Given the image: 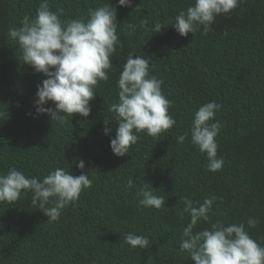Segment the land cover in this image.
I'll use <instances>...</instances> for the list:
<instances>
[{"label": "trees", "instance_id": "16d2710c", "mask_svg": "<svg viewBox=\"0 0 264 264\" xmlns=\"http://www.w3.org/2000/svg\"><path fill=\"white\" fill-rule=\"evenodd\" d=\"M40 2L0 0V111H5L0 173L15 167L42 178L63 168L78 176L82 159L92 186L55 222L32 206L31 193L0 203V264H195L179 251L189 222L187 213L181 216L183 197L198 202L197 207L217 197L209 222H200L197 230L217 220L243 222L264 246V0H241L232 12L218 16L206 35L201 29L187 37L171 23L192 0H132L131 7L109 0L117 8L121 42L113 71L96 87L90 115L74 114L63 122L36 113L37 85L46 77L23 64L8 36L10 28L36 14ZM104 2L50 0V7L62 8L61 19L70 20L86 18L89 8ZM156 22L162 26L159 33L152 31ZM130 53L149 60V74L163 82L176 124L156 139L139 134L128 155L118 157L110 148L118 125L107 109L118 101L116 81ZM210 101L221 105L215 115L222 125L216 143L224 165L216 172L207 170L206 154L191 143L190 134L182 144L177 139L189 132L195 111ZM141 187H152L165 206H140ZM250 218L257 221L255 227L247 226ZM128 233L148 237V247L126 244Z\"/></svg>", "mask_w": 264, "mask_h": 264}, {"label": "clouds", "instance_id": "9594fccd", "mask_svg": "<svg viewBox=\"0 0 264 264\" xmlns=\"http://www.w3.org/2000/svg\"><path fill=\"white\" fill-rule=\"evenodd\" d=\"M240 3L241 0H192L190 6L175 16L171 25L182 37L189 33L194 36L201 29L206 35L218 16L229 14ZM118 5L131 7L132 0H118ZM63 15L62 8L52 11L50 0H41L33 17H25L20 27L8 30L9 38L20 49L23 64L46 77L37 85L36 113L47 114L51 120L61 122L74 114L85 118L90 115V102L95 97L96 87L99 82L109 80L113 57L121 47L117 8L109 0L97 8H89L86 18L62 20ZM127 27L134 31L136 26L128 24ZM161 30V24L156 22L152 31L159 33ZM162 83L149 74L148 59L132 53L128 55L116 81L118 101L107 109L108 116L118 125L115 137L110 140V148L116 156L128 155L140 139L139 134L156 139L176 124L169 114L172 102L162 93ZM49 103L54 107H45ZM220 108L215 101L201 105L194 113L189 132L177 138L182 144L190 134L191 143L206 154L210 172L219 171L224 165V160L217 157L216 143L222 125L215 121V115ZM4 116L5 111H0V119ZM110 131L107 126L104 128L105 135ZM77 167L82 170L78 176L56 168L42 178L27 176L10 167L6 174L0 173V203L12 204L31 193L32 206L43 211L47 222L58 221L62 211L74 205L80 194L92 186L90 174L83 171L85 162L82 159ZM127 187H134L132 179ZM137 196L141 197L140 206L155 209L165 206V198L157 196L152 187H141ZM182 200L181 216L187 213L189 222L183 228L179 251L187 253L191 261L195 264H264V246L249 235L245 223L226 225L217 220L210 227L197 230L200 222H209L216 196L205 198L198 207L194 206L198 202L188 197ZM246 223L251 228L257 221L250 218ZM124 242L132 248L146 249L149 239L128 233Z\"/></svg>", "mask_w": 264, "mask_h": 264}]
</instances>
